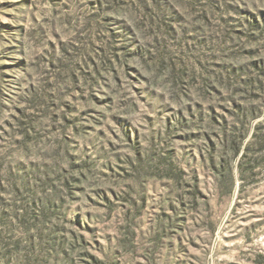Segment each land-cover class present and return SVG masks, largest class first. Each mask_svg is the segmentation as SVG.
Listing matches in <instances>:
<instances>
[{
  "label": "rangeland",
  "instance_id": "1",
  "mask_svg": "<svg viewBox=\"0 0 264 264\" xmlns=\"http://www.w3.org/2000/svg\"><path fill=\"white\" fill-rule=\"evenodd\" d=\"M0 264H264V0H0Z\"/></svg>",
  "mask_w": 264,
  "mask_h": 264
}]
</instances>
